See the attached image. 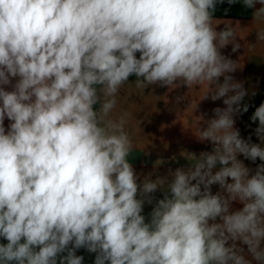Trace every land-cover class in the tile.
I'll list each match as a JSON object with an SVG mask.
<instances>
[{"label":"clouds","instance_id":"9594fccd","mask_svg":"<svg viewBox=\"0 0 264 264\" xmlns=\"http://www.w3.org/2000/svg\"><path fill=\"white\" fill-rule=\"evenodd\" d=\"M225 3L251 13L256 43L239 21L218 29ZM256 44L264 0H0V264H84L81 249L92 264H264V101L243 136L257 93L222 51ZM130 77L202 92L170 111L187 100L183 130L210 150L137 173L128 113L110 118ZM206 100L223 106L194 115Z\"/></svg>","mask_w":264,"mask_h":264},{"label":"crops","instance_id":"0c3cea01","mask_svg":"<svg viewBox=\"0 0 264 264\" xmlns=\"http://www.w3.org/2000/svg\"><path fill=\"white\" fill-rule=\"evenodd\" d=\"M237 21L244 28L239 33L242 39L239 41L241 45L256 43L254 29L245 28L251 26L252 18L245 20L217 18L218 29H222L224 25H233ZM250 31L253 32L249 34ZM222 51L225 55H230L232 59L242 56L241 64L245 66L242 71L238 70L234 76L237 80L244 82V86L249 92L257 93L254 97L245 98V102H250L253 107H250L247 113L239 117L237 122V127L240 128L242 135L247 137L251 129L256 127L255 124H252L251 128L247 127L250 124L249 117L254 111V107L264 101V44H256L250 51L241 47L236 53H231V45H229ZM187 91L186 87L172 92L160 86H148L147 89L138 88L135 77H130V81L120 89L116 97V107L110 114V118L115 119L122 113H128L125 129L131 134L134 145L129 159L137 173L142 176L150 172L153 173V179L156 176L165 175L169 168L174 170L176 167L186 164L184 158L194 162V159L189 157L186 151L198 154L202 150H210V145L198 143L189 132L184 131L188 130L193 133L195 131L191 124L193 120L192 108L185 109L188 104L187 100L178 105L182 112L178 110L177 116L175 110L170 111L176 107L175 97L183 95ZM201 96L202 92L196 89L186 93V97L193 101L199 100ZM217 106L222 107V101H202L199 110L194 115L205 112L207 117H210L211 109ZM252 139L254 142H258L254 135ZM173 157L176 159L173 160ZM213 190H216L215 186ZM156 195L159 196V193ZM150 210L151 206L146 205L145 214ZM78 254L84 255V264H92L94 254H89L83 249Z\"/></svg>","mask_w":264,"mask_h":264},{"label":"trees","instance_id":"16d2710c","mask_svg":"<svg viewBox=\"0 0 264 264\" xmlns=\"http://www.w3.org/2000/svg\"><path fill=\"white\" fill-rule=\"evenodd\" d=\"M225 9H228L227 13H225ZM216 18H225V19H250L251 13L246 11L240 5H232L231 7L225 3L223 5L218 6L216 12ZM98 108V105H96Z\"/></svg>","mask_w":264,"mask_h":264}]
</instances>
